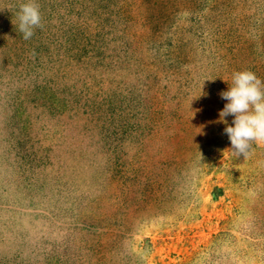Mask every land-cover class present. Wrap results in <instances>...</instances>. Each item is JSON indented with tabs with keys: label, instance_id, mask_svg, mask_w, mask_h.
<instances>
[{
	"label": "rangeland",
	"instance_id": "rangeland-1",
	"mask_svg": "<svg viewBox=\"0 0 264 264\" xmlns=\"http://www.w3.org/2000/svg\"><path fill=\"white\" fill-rule=\"evenodd\" d=\"M89 1L34 0L42 27L24 40L18 14L29 0H0V264H264V144L247 159L225 152L227 101L195 113L192 151L165 196L132 193L148 173L162 182L177 146L169 128L146 132L144 74L124 54L120 0ZM246 1L229 0L233 16L253 13ZM221 2H192L171 17L186 31L167 35L162 54L149 41L145 54L175 80L180 57L205 63L197 28ZM169 49L182 56L165 60Z\"/></svg>",
	"mask_w": 264,
	"mask_h": 264
},
{
	"label": "trees",
	"instance_id": "trees-1",
	"mask_svg": "<svg viewBox=\"0 0 264 264\" xmlns=\"http://www.w3.org/2000/svg\"><path fill=\"white\" fill-rule=\"evenodd\" d=\"M196 1L120 0L118 14L123 23L120 40L125 49L124 54L127 52L128 57L132 60L135 74H144L143 90L138 103L141 106L144 105L145 114L147 113L144 117V125L150 130L146 129V132L148 135L151 133V136L159 135L158 128H169L167 137L174 140L177 146L176 156L167 158L163 163L164 179L162 182L158 183L155 180L158 179V175L151 176L152 174L148 173V176L145 177L147 179L146 187L140 185L132 193L143 192L148 197L159 199L166 195L172 173L178 175L184 170L183 166L187 162L186 157L192 151L189 147L190 142L196 136L198 129V119L195 113L202 116L218 113L221 105L226 102L221 99L219 93L229 90L235 72L252 71L263 82L264 0H256V2L250 0L253 13L245 18L238 16L240 13L232 15L235 6L229 0H223L219 5H215L211 10L213 16L206 18L205 21L203 18L202 24L200 23L197 28L198 38H201V42L206 46L205 50L202 49V57L206 58V62L200 61V65L196 67L191 60L181 58L182 52L178 51L175 60L180 57V61L185 63L186 72L179 76V80H175L163 70L159 64L161 61L157 62L159 57L155 54H162L160 52L162 45L167 47L169 44L166 41L168 38L165 37L167 35L172 37L179 29V32L186 31L183 25L180 27L178 23L174 24L175 21L171 20V17L182 9L192 13V2ZM245 2L247 1L245 0ZM163 3H167L166 10H164ZM150 5L153 8L158 6L159 14H153L150 11H153V8L148 10ZM161 6L164 7L163 10H161ZM247 10H250V7ZM99 18L98 15L97 19ZM169 18L170 23L168 24ZM250 18L254 19L252 27L248 24ZM165 26L166 30H164ZM249 27L253 30L250 34H248ZM164 31H168L165 36H163ZM247 34L252 40L245 38ZM149 41L151 42L150 50L155 53L154 56L145 54L147 53L145 47L150 43ZM173 50L169 49L162 55L165 60L175 61L172 58ZM185 56H188L187 53ZM94 64L97 63L94 62ZM84 70L86 71V69ZM160 79L165 81L163 87H159ZM143 151L144 147H141L139 152ZM143 153L142 156H144ZM159 199L155 202L162 201ZM118 203H120L119 200ZM103 258L99 257L92 264H105Z\"/></svg>",
	"mask_w": 264,
	"mask_h": 264
},
{
	"label": "clouds",
	"instance_id": "clouds-1",
	"mask_svg": "<svg viewBox=\"0 0 264 264\" xmlns=\"http://www.w3.org/2000/svg\"><path fill=\"white\" fill-rule=\"evenodd\" d=\"M18 19L24 40L32 38L34 30L42 27L39 5L34 0L21 5ZM219 95L227 101L219 112L221 121L226 123V117L234 116V126L224 128L231 144V150L225 152L247 159L252 154L253 144H264V82L252 71L235 72L232 86Z\"/></svg>",
	"mask_w": 264,
	"mask_h": 264
}]
</instances>
